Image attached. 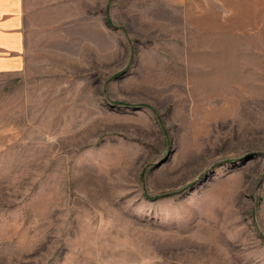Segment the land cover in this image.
<instances>
[{"label":"rangeland","instance_id":"rangeland-1","mask_svg":"<svg viewBox=\"0 0 264 264\" xmlns=\"http://www.w3.org/2000/svg\"><path fill=\"white\" fill-rule=\"evenodd\" d=\"M50 1L0 73V264H264L263 0Z\"/></svg>","mask_w":264,"mask_h":264},{"label":"crops","instance_id":"crops-1","mask_svg":"<svg viewBox=\"0 0 264 264\" xmlns=\"http://www.w3.org/2000/svg\"><path fill=\"white\" fill-rule=\"evenodd\" d=\"M80 5L82 4V0ZM144 4L153 6L159 4V10L163 11L162 6L169 9L175 21L179 19L178 12L185 11V5L188 0H142ZM202 10L210 12V5H222L220 0H202ZM77 2V0H75ZM141 2V0H140ZM67 0H55L54 12L55 24L53 27L59 26L60 21L66 26V7ZM108 3V2H107ZM262 1L259 0H235L234 8H222L219 11L224 13H241L243 10L252 13L253 8ZM264 3V0H263ZM58 4V5H56ZM75 4V3H74ZM262 5V4H261ZM52 3L50 0H0V73H16L23 70L27 63V53L30 51L31 45H41V40L36 39V35L41 34L40 30L49 28V15L52 12ZM62 7V10H60ZM227 10V11H226ZM148 11H152L148 9ZM62 13V15H60ZM262 13L264 11L262 10ZM46 17H45V16ZM48 15V16H47ZM143 20V17H140ZM186 19V17H182ZM145 20L149 18L145 17ZM150 28L149 26H146Z\"/></svg>","mask_w":264,"mask_h":264}]
</instances>
